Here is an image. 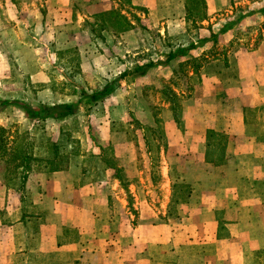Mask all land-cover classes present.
<instances>
[{
	"label": "crops",
	"instance_id": "0c3cea01",
	"mask_svg": "<svg viewBox=\"0 0 264 264\" xmlns=\"http://www.w3.org/2000/svg\"><path fill=\"white\" fill-rule=\"evenodd\" d=\"M204 1L206 19L191 30L185 0H0L25 77L41 75L33 65L44 60L35 48L83 47L84 73L126 80L107 101L134 92L140 112L135 143L109 136L113 157L125 161L118 165L121 182L105 167L101 143L92 151L95 180L76 150L65 170L32 169L22 187L8 186L0 175V264H264V0ZM244 5L250 9L241 13ZM114 11L126 28L109 23ZM246 29H261L255 48L238 44ZM151 32L158 39H147ZM230 45L226 59L217 54ZM169 55L175 57L167 61ZM200 58V81L183 104L180 125L162 105L164 135L148 137L162 121L151 114L145 91ZM116 62L122 70L112 69ZM118 99L111 110L132 111L131 102ZM3 115L1 127L8 124ZM69 118L24 120L54 126L48 135L54 142ZM128 121L115 114L108 124ZM209 132L217 136L208 138ZM135 145L138 153L127 150Z\"/></svg>",
	"mask_w": 264,
	"mask_h": 264
},
{
	"label": "rangeland",
	"instance_id": "374dc122",
	"mask_svg": "<svg viewBox=\"0 0 264 264\" xmlns=\"http://www.w3.org/2000/svg\"><path fill=\"white\" fill-rule=\"evenodd\" d=\"M248 1L251 2L253 0ZM119 6L128 10V12L133 11L130 10L128 3H121ZM237 9L242 13L249 10L250 7L249 5H244L238 7ZM6 19L8 20L7 16L2 15L0 12V54L2 55H0V113L4 114L6 120H8L7 126L2 127L6 130V133L3 140L5 144H0V175L5 178L6 184H8V186L15 187L20 186L21 181V169L14 170L15 165H17V163L13 161L15 154L18 153V151L27 149L35 158L48 157L51 152L47 144V142L51 140L48 135L53 134L52 130L54 126L42 125V123H33L32 125V123L24 120L27 119L24 112L14 103L19 102L35 106L41 104L40 102L38 103V100H45L50 101V103L55 105H65L61 104L63 102L66 104H76L81 98V90L90 93L91 91L102 89L110 83L115 82L117 85H119L118 82L122 81L121 84H123L126 80H123V78H111L109 80L94 78L89 75L90 71L89 73H84L87 71L83 72L81 69V54H79V52L83 51V47H69L64 50H60L59 47H53V49H49V52L47 50L43 51L41 48H35L34 52L36 57H40L42 60H44L42 62H36L33 65L37 71L41 72V75L39 78L34 80H31L29 77H25L26 75H23L22 71L23 69L26 70V66L22 64L21 69L15 62V52L17 51V48L13 45L14 43L12 42L14 41L10 38L12 26L6 21ZM187 23L188 27L191 30H194L196 27H198L197 24L200 22L193 23L192 21L188 20ZM18 33L20 34V38L23 37L26 39L28 36L26 31H20ZM260 33L262 34L261 29L242 30L237 36L239 39L238 44L255 45ZM149 35L150 38L147 37V39L155 40L159 37V35L155 32H151ZM167 39L168 38L166 37L164 38L165 42ZM224 48H216V50L218 49L217 54L223 52ZM227 48V51L231 49L230 46ZM142 54L144 57H147L152 54V51L151 53L143 52ZM141 56L142 55L139 54V58ZM112 69L115 71L122 70L121 64L117 62L114 63ZM135 70H137V68H135ZM226 77H228V73L224 74L223 78L227 79ZM172 78L170 80H172ZM128 80L129 79L127 78V81ZM170 80L166 83H162L160 88L155 89L152 87L147 88L145 91L144 97H146V103H148V106L151 109V114H156L157 118L162 121V126H158L157 130L151 129L150 132H147L148 137L153 138L164 135L163 131L161 134V130H164L163 122L165 118V109L162 107V105H168L164 102L160 91L164 85L169 87L172 86L170 84ZM174 80L179 85L178 90H184L188 84L187 79L183 76L174 78ZM196 82V79H193L191 80L190 84L194 86ZM110 96L111 95L105 98L104 101L97 104L83 103L81 110H79L80 108L78 106L76 114L69 118V120H67V122H65L63 125H59V136L63 142H65V137L67 136H70L71 138L73 135H76L80 138L77 142H74V140L72 141L73 143L65 142L63 146H61L60 152L62 154H69L70 158V155L74 153L75 150L77 153L78 151L79 153L81 152L80 154L84 156L82 161L84 162L86 170H88V179L95 180L100 175L99 169L96 167L97 160H95V157L92 156V151L97 150L96 146H99V143L104 146L103 148L111 149L113 155L115 147L112 146V142L110 141L111 137L115 135L118 139V137L121 138L126 135L127 140H130L131 143H135L140 134L139 123L137 121V115L140 113L137 111L139 110V105L135 103L138 101V95H136L134 92H131L130 94L126 93L123 99L122 95H120L118 96L119 99L116 98L114 101H107L110 99ZM190 98L182 99V108L183 104ZM117 99L121 103H128V105L131 102V105L129 106L131 107L132 111L126 113V110H124V107H126L125 105H118L117 108L111 110L114 103L117 102ZM3 102H10L11 104L8 106L2 105ZM120 108L123 110V114L121 110L116 111V109L118 110ZM115 114L116 117H120V119L122 116L128 115V120L130 121L126 122L125 124L113 122V124L111 123L109 126L108 123L110 117H113ZM62 132L63 134H61ZM151 148L155 154V145L153 143ZM123 149H119L121 153ZM127 150L131 153L132 150H134L136 153L139 152V149L136 145L134 148L130 147ZM113 158H115L116 163L119 166H123L122 164H125L123 158ZM134 165L137 164L134 163ZM43 166L44 164L39 165L38 163H31L32 169L35 170H42L45 168Z\"/></svg>",
	"mask_w": 264,
	"mask_h": 264
},
{
	"label": "trees",
	"instance_id": "16d2710c",
	"mask_svg": "<svg viewBox=\"0 0 264 264\" xmlns=\"http://www.w3.org/2000/svg\"><path fill=\"white\" fill-rule=\"evenodd\" d=\"M185 9H186V20H190L193 23L202 22L204 19H206L205 15V1L204 0H185ZM109 23L112 24V27L115 30H121L123 28H126L125 21L126 19L123 16H120L119 12H110L109 14ZM259 38L256 40L254 48L258 45L261 35L259 34ZM212 39H215L213 36ZM231 47V45H230ZM228 48H224V51L219 53L220 55H223L226 59V53ZM175 55H169L167 58V61L171 60ZM204 62V58L200 59H194L188 62H185L181 65H179V68L177 71L174 72V76L172 80H170L171 87L169 86H163L162 90L160 91L161 96L163 97L164 102L168 105V109L171 112L172 118L177 126L181 123V116H182V107H181V101L184 98H190L191 93L193 91V85L190 84L191 80L196 79V81H200V70L202 68ZM153 64H148L146 67H151ZM139 70V69H138ZM192 71L193 75L190 77L188 75V71ZM180 74V75H179ZM179 76H183L187 79L188 84L185 87L184 90H178L179 85L176 83L174 78H179ZM122 78V77H120ZM190 84V85H189ZM118 87L117 83H110L107 84L102 89H97L94 91H91L90 93L81 90V98L78 100L76 104H65V105H53V106H47L38 104L35 106H31L25 103H14L16 104L25 114L26 118L31 121H44L46 119H52L54 121H62L66 118L72 117L76 114V110L78 109V106L80 104H97L99 102L104 101L105 98H107L109 95H111L116 88ZM10 102H3L2 105H10ZM154 119L158 121L157 115L154 114ZM6 133V130L2 127H0V144L4 143V135ZM63 134V132L61 133ZM215 133L209 132L208 138L213 137ZM63 136V135H62ZM217 135H215L216 137ZM73 140L70 138V136L65 137V142L73 143ZM60 138L58 141H48L47 144L49 146V149L51 150L48 157L44 158H35L33 155L30 154L29 150H23L18 151V153L15 154V157L13 158V161L17 163L15 165L14 170L21 169V181H20V187L24 186L28 175L32 171L31 163H38L44 164L43 167L44 171L48 173L63 171L68 167L69 164V154H62L60 152L61 146L65 143ZM75 142V141H74ZM27 143V142H26ZM5 144V143H4ZM101 155H104L103 157V163L106 168L112 169L115 172L116 178L121 182V170L118 168V164L116 163L115 158H113L112 150L109 148H100ZM111 151V152H109Z\"/></svg>",
	"mask_w": 264,
	"mask_h": 264
}]
</instances>
